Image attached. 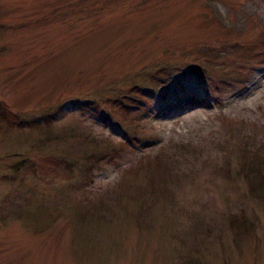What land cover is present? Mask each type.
<instances>
[{"label": "rangeland", "instance_id": "rangeland-1", "mask_svg": "<svg viewBox=\"0 0 264 264\" xmlns=\"http://www.w3.org/2000/svg\"><path fill=\"white\" fill-rule=\"evenodd\" d=\"M253 158L264 0H0V264H264Z\"/></svg>", "mask_w": 264, "mask_h": 264}, {"label": "trees", "instance_id": "trees-1", "mask_svg": "<svg viewBox=\"0 0 264 264\" xmlns=\"http://www.w3.org/2000/svg\"><path fill=\"white\" fill-rule=\"evenodd\" d=\"M209 52V51H208ZM208 55V54H207ZM213 57L215 58L216 56L213 54ZM204 60H207L205 58H203ZM193 60L195 61H202V59H200L199 57L193 58ZM214 64L210 61V62H206V66L210 67L213 66ZM160 73V72H158ZM139 89H137V87H133L131 90V93L138 96L140 95L139 93ZM143 96V94L141 95ZM123 104V103H122ZM120 104V101H115L114 102V106H120V107H124L125 105ZM127 107H129V105H126ZM125 106V108H126ZM156 161H158L159 163L161 162V159L159 157H156ZM164 161H162L161 163H163ZM242 172L246 173V176L249 180V184H250V193L257 197V198H263L264 199V160L262 159V161L260 159L257 158H253L250 159L246 165H244L242 167Z\"/></svg>", "mask_w": 264, "mask_h": 264}]
</instances>
